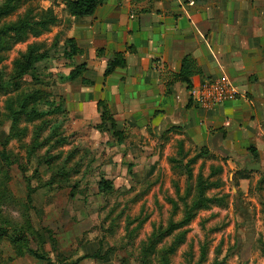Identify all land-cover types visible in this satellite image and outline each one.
<instances>
[{
  "label": "rangeland",
  "instance_id": "1",
  "mask_svg": "<svg viewBox=\"0 0 264 264\" xmlns=\"http://www.w3.org/2000/svg\"><path fill=\"white\" fill-rule=\"evenodd\" d=\"M47 9L62 20L60 4L25 0L1 25L26 14L37 19ZM60 26L0 54V227L7 233L0 264H47L28 253L17 256L13 238L19 235L51 264H264V169L256 185L252 172L237 171L229 157L184 145H128L124 132L114 136L113 121L100 112L87 114L88 121L76 120L73 112L13 117L27 95L36 116L47 110L40 102L45 94L60 102L56 84L68 72ZM33 45L44 46L48 59L14 80L15 62ZM248 174L249 184L243 181ZM101 179L113 183L112 191L98 192ZM199 181L216 185L205 196L219 202L182 224ZM29 226L32 236L17 235Z\"/></svg>",
  "mask_w": 264,
  "mask_h": 264
},
{
  "label": "crops",
  "instance_id": "2",
  "mask_svg": "<svg viewBox=\"0 0 264 264\" xmlns=\"http://www.w3.org/2000/svg\"><path fill=\"white\" fill-rule=\"evenodd\" d=\"M59 31L81 52L72 61L64 59L68 72L55 83L68 114L88 121L90 113L99 117L102 102L128 145H184L229 157L237 171L252 172L259 185L264 169V0H103L92 16L64 12ZM118 54L124 67L105 77L107 64ZM186 56L202 71L190 79L191 88L226 79L239 97L212 109L189 104L190 91L179 77ZM83 64V77L65 82ZM83 79L92 84L83 85ZM100 136L107 139L106 132ZM251 174L243 179L247 184Z\"/></svg>",
  "mask_w": 264,
  "mask_h": 264
},
{
  "label": "trees",
  "instance_id": "3",
  "mask_svg": "<svg viewBox=\"0 0 264 264\" xmlns=\"http://www.w3.org/2000/svg\"><path fill=\"white\" fill-rule=\"evenodd\" d=\"M25 0H4L3 4L0 6V54L3 52L10 51L14 45L19 42L26 40L28 37L39 38L44 33L50 31V29L54 26L61 25L62 20L58 19L57 15L51 9L42 10L39 18H31L29 14H26L22 20H19L15 23L8 25H1V20L11 16ZM54 2H59L63 7L64 11L71 17H88L92 16L96 9L102 4L103 0H53ZM81 54L77 45L73 39H66L64 42V46L62 48V56L67 61H72L73 58L77 55ZM100 52L98 53V55ZM48 59L47 53L44 51V46L42 45H33L28 48L27 52L20 56V58L15 62L16 74L14 76V80H20L26 74H28L31 70H33V66ZM2 58L0 57V63ZM116 67H124L123 55L118 54L113 62L108 63L105 69L104 76L110 75ZM86 65H80L74 67L69 75L65 78L67 81H75L79 78H82L86 72ZM202 75V71L197 67L196 62L190 56H186L181 62V68L179 72V77L182 81L185 82L187 89L191 90L190 79L193 76ZM82 84L85 86H90L92 83L86 80H82ZM30 99V96H26V98L22 102V108H20L19 112L13 114V117L16 119L18 116H24L26 118H30L31 120L41 119L45 116L52 114L66 115V111L64 108V100L60 98V102L55 104L48 100V95L45 94V97L40 99V102L47 107V110L44 112L38 113V115H32L34 109L33 107L27 106V101ZM192 103L189 97V104ZM26 108H30L26 110ZM98 110L101 113V116L107 118L108 120H112V116L105 104L99 102ZM113 121V120H112ZM112 130H115V125L112 122ZM114 136L119 137V132L114 131ZM204 151V150H203ZM2 161L4 162V166L8 167L9 162L7 158L2 152L1 154ZM170 163H174L173 160H170ZM220 173H213V176ZM216 187L215 184L209 185L207 181H199V187L197 188L196 198L192 202L191 206L184 211V219L182 224L190 223L195 215L204 209H208L209 206L213 203H218L219 199H210L205 196V190L208 187ZM98 192L100 194H107L113 189V183L104 179H101L98 183ZM27 201H30L31 191L27 189ZM20 230V229H19ZM19 233H27L28 235H33L34 230L29 229L26 232L19 231ZM7 235L6 230L0 227V241ZM14 245L17 246V256L22 257L26 253L33 256L34 259L39 261H45L47 264H51L50 260L46 258L44 255L40 254L38 251H33L30 249L29 245L25 244L24 236H18L17 238H13ZM21 244V245H20ZM86 258V257H85Z\"/></svg>",
  "mask_w": 264,
  "mask_h": 264
},
{
  "label": "built area",
  "instance_id": "4",
  "mask_svg": "<svg viewBox=\"0 0 264 264\" xmlns=\"http://www.w3.org/2000/svg\"><path fill=\"white\" fill-rule=\"evenodd\" d=\"M239 95L237 87L226 79L204 80L192 87L189 93L192 104L202 109H212L233 102Z\"/></svg>",
  "mask_w": 264,
  "mask_h": 264
}]
</instances>
